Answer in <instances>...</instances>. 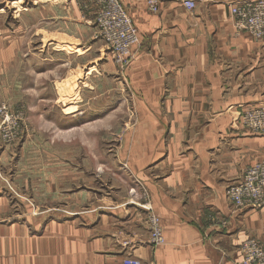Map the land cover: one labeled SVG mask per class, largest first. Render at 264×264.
I'll use <instances>...</instances> for the list:
<instances>
[{
  "label": "crops",
  "instance_id": "1",
  "mask_svg": "<svg viewBox=\"0 0 264 264\" xmlns=\"http://www.w3.org/2000/svg\"><path fill=\"white\" fill-rule=\"evenodd\" d=\"M120 1L140 38L124 68L95 39L88 0H0V103H52L46 114L58 115L59 94L50 89L41 97L37 76L61 64L63 85L73 74L78 82L76 99L64 97L69 106L62 109H76L74 123L102 115L87 113L80 101L88 81L95 85L103 74L121 81L131 106L121 111L127 121L114 152L102 142L89 147L94 168L87 166V140L53 143L61 159L48 163L46 196L64 205L52 216L12 219L0 193V264H116L127 257L240 264L243 242L264 244V205L239 210L227 195L264 158V130L252 132L242 121L251 110L264 111V38L238 31L230 13L255 0H197L191 11L188 0H159L157 14L147 0ZM1 149L3 161L8 149ZM146 198L161 220V246L150 242Z\"/></svg>",
  "mask_w": 264,
  "mask_h": 264
},
{
  "label": "rangeland",
  "instance_id": "2",
  "mask_svg": "<svg viewBox=\"0 0 264 264\" xmlns=\"http://www.w3.org/2000/svg\"><path fill=\"white\" fill-rule=\"evenodd\" d=\"M91 4L95 9L93 18L95 25L99 8L93 0H88V2L86 3L87 8L90 7ZM95 29L97 34L98 29L96 25ZM56 40L59 42L62 41L58 38H56ZM100 41L108 48V50H110L103 40ZM89 71L90 69L88 68L86 72L89 73ZM63 72V66L60 64L59 66H56L52 73L49 72L47 74L44 71L37 76L39 78L38 92L41 97L45 98L47 92H49L50 96V89H53L54 95H57V93L59 94L60 98L58 100H55L60 102L58 106H55V109L59 110L58 115L54 116L46 114V109H50L49 107L52 105V103H49L50 106L47 105L46 102L40 103L38 109L34 106L32 107L30 104L24 107L19 105L11 106V104H9L8 102L0 103V106L6 105L15 114L21 113V118L19 116V118L21 119L19 129H17L15 139L11 142H6L4 140L2 133L4 119L0 116V153L3 152L1 146L3 147V149H8L7 155L5 154V156L2 157L4 158L3 161H1L0 154V193L2 192L5 194V198H7L8 203L11 206L12 219H15L14 215H16V217L18 216V220H22L21 218L25 219L26 216H43L48 218V216L53 215L52 213H49L50 211H52V209L64 205L63 201H52V199L50 200L49 197L46 196L48 163L50 162V160H55L56 162L57 159H61V157H59L61 155H59L58 153H61L62 150H60V148L58 150L52 149V145L54 142L71 141L74 143L78 142L79 139L87 140V166L94 168L95 151L94 149L89 148L91 144L96 142V144L99 145L102 142L103 147L108 148V151L114 152L115 149H111V147H113V144L117 140H120L121 136L123 135V129H120L119 126L126 123L127 117L125 116V113L121 111L129 109L131 106L130 101L127 97H125L126 94L125 92H123L125 90H123L124 87L121 85V81H118V79L112 80L105 74H103L102 78L100 79H97L96 77L95 82L98 83L95 85L92 84L91 80H89L88 83L90 85L88 84L89 86H87L86 89L83 88L82 90V101H80L81 106L83 110H86L87 113L94 112L95 110L102 111V115L94 116V114L92 113V115L82 117L81 119L83 120L81 122L74 123L71 118L77 116L78 113H76V109L72 107L64 111H62V109H66L63 104L69 106V100H63L64 97L68 98V96H70L71 100L76 99L75 96L78 93V88L76 85L78 82H76V79L73 78V76L75 75L73 74L71 76L72 84L70 85L69 82H67V85L64 86L62 83V81L64 80ZM79 74L81 73L79 72L78 75ZM47 87L49 91L46 90ZM32 92L34 91H30V94H34L33 96H35L36 92ZM73 102L74 101H72V103ZM72 106H74V104ZM69 110H71V113H68ZM257 110L264 113V111L261 109ZM249 112L244 114V116L242 117L243 124H245L244 119ZM114 114H116L115 117ZM61 118H65V120H68V127L63 125L66 121H61ZM250 130L254 132L252 129ZM23 145L24 150L22 151V154H19L18 156L16 154V151ZM49 146H51V148ZM105 148L103 151L104 154L107 153ZM9 151L13 155L9 154ZM77 151V149L72 148L71 157H76L77 154L73 153ZM16 156L18 157L16 158ZM14 158L16 159L14 160ZM263 159L264 158H262L261 160ZM261 160H258L255 163ZM15 163L17 164L15 165ZM106 163L107 162L104 161L103 165H106ZM123 167L127 172L129 171L128 165L126 163ZM36 169H38V173H36ZM87 177V186H93L94 181L90 180V178L93 177V174H87ZM146 203L147 202L145 201V204Z\"/></svg>",
  "mask_w": 264,
  "mask_h": 264
},
{
  "label": "built area",
  "instance_id": "3",
  "mask_svg": "<svg viewBox=\"0 0 264 264\" xmlns=\"http://www.w3.org/2000/svg\"><path fill=\"white\" fill-rule=\"evenodd\" d=\"M99 11L95 25L97 40H103L121 67H126L134 57V48L140 45L138 30L120 0H93ZM149 10L159 12V0H147ZM197 0H188L183 5L188 10L196 8ZM238 31L246 32L255 39L264 38V0L238 3L230 8ZM0 116L4 119L2 133L6 142L15 139L21 121V113L15 114L6 105L0 106ZM20 116V118H19ZM245 125L254 132L264 130V113L251 111L245 116ZM228 198L239 210L258 209L264 205V159L248 167L242 181L231 186ZM150 242L156 246L165 244L161 220L146 198ZM240 264H264V244L248 239L240 246ZM116 264H142L136 258L127 257Z\"/></svg>",
  "mask_w": 264,
  "mask_h": 264
}]
</instances>
